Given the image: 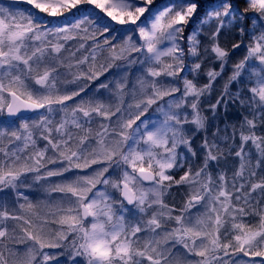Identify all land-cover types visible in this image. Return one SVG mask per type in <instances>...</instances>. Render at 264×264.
Returning a JSON list of instances; mask_svg holds the SVG:
<instances>
[{"label":"snow or ice","instance_id":"obj_1","mask_svg":"<svg viewBox=\"0 0 264 264\" xmlns=\"http://www.w3.org/2000/svg\"><path fill=\"white\" fill-rule=\"evenodd\" d=\"M258 129L264 0H0V264H264ZM225 153L240 160L231 182Z\"/></svg>","mask_w":264,"mask_h":264},{"label":"trees","instance_id":"obj_2","mask_svg":"<svg viewBox=\"0 0 264 264\" xmlns=\"http://www.w3.org/2000/svg\"><path fill=\"white\" fill-rule=\"evenodd\" d=\"M245 5L244 4H241V7H244ZM19 7H26V5L24 4H21L19 5ZM238 38H235L233 35L231 36V39L230 38H226V41L222 42L221 43L227 47L230 48L231 44L233 42H236ZM247 43H250V40L249 41H246ZM246 54V50L244 49V47L242 46L240 50H237L235 51V54L232 56V60L235 58L236 60H231L229 62V64L226 66L225 68V71L222 75V77L218 78L217 81L215 82V86H214V91L212 92V95H211V100L212 102H215L214 100H216L218 98V96L220 95L221 91L223 90V86L225 84V82L227 81V78L228 76L231 74L232 72V64L235 63V62H238L240 59H242V55H245ZM185 63L188 64L189 66L191 65L192 61L190 60H185ZM211 65H205V69H207L208 67H210ZM229 68V69H228ZM114 71V70H113ZM133 71H135V69H133ZM107 75V74H106ZM182 76H188V78H192V75L189 74L188 72H184V73H181ZM105 77H101L100 80H104ZM207 81V77L204 76V75H201L197 81L198 83V86L199 85H202L203 83H205ZM99 81H95V82H92L93 85H96L98 84ZM239 87V85L237 84H233L230 86V90L235 92L237 90V88ZM218 93L217 96L213 97L214 93ZM214 99V100H213ZM202 107L205 109V115H208L209 113L206 111V108H207V105H202ZM223 112V110H222ZM226 118H227V121L229 123H235L237 121H239L241 119V116H240V109L237 105H229L228 109H227V112H226ZM191 127V126H189ZM221 127H223V122H221ZM259 130V129H258ZM257 130V135H264V131H261L259 130L260 132H258ZM201 138H202V133H198L197 136H196V139L194 140V143H193V147L194 148H198L200 142H201ZM252 147V146H251ZM250 145L246 146V151H251L252 152V149H251ZM182 155L184 156H189L190 157V154L187 152L186 149H184L182 151ZM255 157L253 156V159ZM230 159L231 161L233 162L235 168L234 170H237L239 168V164H240V160L239 158L235 157L234 154L230 156ZM224 159H222L220 161V165H219V170L220 171H228V167L225 166V164L223 163ZM190 162L192 163L193 165V171H195V169L199 166L200 164V161L195 158V157H190ZM223 169V170H222ZM186 170V169H180L179 171H174V174H175V178L176 179H179V176L183 174V171ZM230 171V170H229ZM261 181H264V170L262 169V175L257 177V181L254 180L253 178H251V182H254V183H259ZM28 192H26V194L28 196H30V190H27ZM10 193V192H9ZM260 191L259 189L253 193V197L254 198H259L260 197ZM186 199V189L183 188V187H177V186H173V188L171 189L170 193L167 194L165 196V201L166 203L171 207V206H176L177 208L181 207L182 204H183V201ZM254 259H261V258H254Z\"/></svg>","mask_w":264,"mask_h":264},{"label":"rangeland","instance_id":"obj_3","mask_svg":"<svg viewBox=\"0 0 264 264\" xmlns=\"http://www.w3.org/2000/svg\"><path fill=\"white\" fill-rule=\"evenodd\" d=\"M231 36H232L231 34H226V35H224V36L221 37V41H222V42L226 41V38H227V39H228V38L231 39ZM69 45H70L71 47H73V48L78 46L75 42H69ZM104 55H107V53H105ZM243 56H244V55H242V58H243ZM233 60H236V59L234 58ZM233 60H232V61H233ZM100 62H103V60L101 59ZM229 65H230V64H229ZM228 69H229V68H228ZM188 76H189V75H188ZM188 76H187V77H188ZM109 79H111V77H109ZM189 79H192V78H189ZM91 83H92V82H91ZM67 87H68L69 89H72V88L75 87V85H68ZM93 91H95V88H93ZM217 94H218L217 92L214 93L213 97L217 96ZM101 98H102V99H106V94H105V97H101ZM77 99H78V98H77ZM213 100H214V99H213ZM214 101H215V100H214ZM68 103H69V105H72V101H69ZM40 111L42 112L43 110H40ZM32 115H33V114H32ZM57 119H59V117H57ZM96 126H97L96 124L93 125V127H96ZM258 132H260V131L258 130ZM5 143H6V141H5ZM249 145H250V144H249ZM250 147H251V145H250ZM251 149H252L253 156H254L255 158L252 160L250 167H251V169H253V170L256 171L257 174H256L255 177H253V179L257 181V177H259V176L262 175V169L264 170V163H261L259 167L256 166V150L254 149V147H251ZM183 150H184L183 148L180 149L181 153H182ZM225 155H226V158L223 160V161H224L223 163L225 164L226 167H228V169H229L230 171H229V170H228V171H224L223 169H222V170H223V172L227 175L228 180L231 182L232 177H233V174H234V172H235L236 170H234L235 166H234L233 162L231 161L230 156H228L227 153H225ZM174 171H179V170H174ZM245 176H246V177L248 176V172H247V171L245 172ZM30 182H31V180L29 179V183H30ZM27 190H29V189H24V188L21 189V191H24L25 193L28 192ZM8 198H9V200H12V199H13L11 193H9V197H8ZM29 199L32 200V201H34V202H36V201H40V200L42 199V197L40 196V194H39V192H38L37 190H35V189H31V190H30V196H29ZM164 199H165V198H164ZM21 202H23V201H21ZM165 203H166V201H165ZM9 211L13 212V214H18L19 209H18V207H17L16 205H12V206L10 207ZM39 211L41 212V214H43L44 212H46V211H48V210H47L46 208H44L43 205L41 204V207H40ZM7 223H8V225H9L10 228L15 226V222H14V221H8ZM54 227H55V226H54ZM21 247H22V246H21ZM174 251L182 252L183 249L181 248V246L178 245L177 248L174 249ZM255 260L257 261V264H259V259H255Z\"/></svg>","mask_w":264,"mask_h":264},{"label":"water","instance_id":"obj_4","mask_svg":"<svg viewBox=\"0 0 264 264\" xmlns=\"http://www.w3.org/2000/svg\"><path fill=\"white\" fill-rule=\"evenodd\" d=\"M29 114H31V113H25V115H29Z\"/></svg>","mask_w":264,"mask_h":264}]
</instances>
